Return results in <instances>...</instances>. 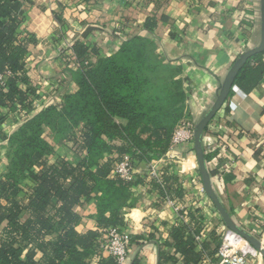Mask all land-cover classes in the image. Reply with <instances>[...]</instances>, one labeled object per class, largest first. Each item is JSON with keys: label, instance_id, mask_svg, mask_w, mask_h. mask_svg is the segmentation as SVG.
<instances>
[{"label": "trees", "instance_id": "1", "mask_svg": "<svg viewBox=\"0 0 264 264\" xmlns=\"http://www.w3.org/2000/svg\"><path fill=\"white\" fill-rule=\"evenodd\" d=\"M21 6V0H0V74H11L0 86V144L6 147L8 162L0 177V264H91L102 231L123 227L122 209L129 187L136 183L111 178L118 161L110 157L115 152L119 159L128 155L137 167L168 153L186 110L183 67L162 61L155 42L142 36L125 41L110 57L77 42L65 58L75 57L79 65L73 77L78 92L67 95L61 109L48 108L9 135L7 124L31 115L42 97L27 69L30 49L38 39L21 31L26 22L19 13ZM158 24L151 16L144 30L152 34ZM263 81L264 52L248 60L235 87L248 95ZM118 118L127 124H119ZM47 132L56 143L75 141L78 163L59 159L50 164L48 157L55 148L46 140ZM115 141L123 146H115ZM204 154L209 162L211 156ZM153 188L164 199L184 198L177 175L166 174L162 184L155 181ZM91 201L97 206L99 230L81 234L77 231L81 217L74 209ZM199 214V209H190V224L172 229V243L165 246L174 252L161 249L159 264H177L179 258L185 264L203 261L204 252L196 248L199 223L204 221ZM100 263L117 264L112 258ZM134 264L141 262L137 258Z\"/></svg>", "mask_w": 264, "mask_h": 264}, {"label": "crops", "instance_id": "2", "mask_svg": "<svg viewBox=\"0 0 264 264\" xmlns=\"http://www.w3.org/2000/svg\"><path fill=\"white\" fill-rule=\"evenodd\" d=\"M21 3L19 13L26 20L21 31L38 39L27 59L28 76L42 97L31 115L7 124L5 131L9 135L42 111L51 107L61 109L64 98L78 92L73 77L79 65L73 57L65 58L71 56V48L77 42L97 48L102 57H110L135 36L153 40L163 59L183 67L186 109L197 123L215 103L234 63L242 54L258 47L261 40L256 26L260 5L255 3V10L247 11L243 0H93L87 4L82 0H21ZM151 16L159 21L152 34L144 30ZM162 17H166L165 22ZM97 60L94 57L92 62ZM117 122L127 124L124 119L118 118ZM81 132L75 131L77 141ZM46 140L55 148V153L48 157L50 164L59 159L78 163L75 141L56 143L49 132ZM113 144L123 146L121 141ZM202 145L211 156L207 167L215 173L212 185L221 203L240 229L264 245V81L251 94L239 90L231 95L209 124ZM5 148L0 177L8 165ZM167 154L153 162L158 163L163 177L178 176L184 198L172 199L188 209H200L199 216L204 221L199 223L196 248L204 252V259L199 264H213L212 256L221 242L217 229L224 223L208 208L211 206L206 198L198 203L197 194H193L190 177L196 173L193 168L197 165L196 156L192 153L194 156L186 161L187 155L182 154L181 148L169 149ZM110 158L116 162L119 154L115 152ZM136 173V183L129 187V197L122 209L123 227L132 235L131 252L124 264H134L137 258L141 264H159L161 249L174 252L165 244L172 243L170 234L179 226V216L153 188L151 163L139 164ZM115 177L113 172L111 178ZM74 210L81 217L79 233L99 230L94 201ZM177 264L185 262L179 258ZM249 264H264V258H251Z\"/></svg>", "mask_w": 264, "mask_h": 264}, {"label": "built area", "instance_id": "3", "mask_svg": "<svg viewBox=\"0 0 264 264\" xmlns=\"http://www.w3.org/2000/svg\"><path fill=\"white\" fill-rule=\"evenodd\" d=\"M123 25V29L125 30L126 24ZM73 58V60L77 62L76 58ZM10 75V72H6L4 75L0 74V86H5V79ZM238 91L239 89L234 87L233 92L235 93ZM195 126L196 122L194 120L191 118H184L173 133L170 150L173 151L175 148L189 147L191 141L194 142ZM136 168L132 159L128 155H124L116 163L115 176L128 184H134L137 175ZM151 176L154 181L162 184L163 174L158 168L157 162H151ZM193 184L198 191H202L199 194L203 198L205 190L201 179L198 181L194 180ZM166 200L167 203L175 208L179 216V225L189 224V207L179 205L178 201L172 199V196H167ZM217 230H219L217 233L220 237L221 244L216 254V264H249L251 258L259 256V254H253L249 250L252 247L240 235L227 229L225 225H220ZM131 241L132 235L125 227H115L104 230L98 242L96 254L90 261L91 264H101L100 261L103 258H112L117 264H124L131 252Z\"/></svg>", "mask_w": 264, "mask_h": 264}, {"label": "water", "instance_id": "4", "mask_svg": "<svg viewBox=\"0 0 264 264\" xmlns=\"http://www.w3.org/2000/svg\"><path fill=\"white\" fill-rule=\"evenodd\" d=\"M260 12H261V40L258 47L249 50L242 54L238 60L234 63L230 69L227 77L225 78L217 99L205 116L196 124L194 130V151L196 154L198 169L201 176L202 184L207 197L212 201L216 210L218 211L224 225L227 229L240 235L256 252L261 254L264 258V245L255 237L240 229L232 220L231 216L221 203L212 185V177L207 167L205 160V154L203 150L202 140L209 124L214 120L220 110L223 108L225 103L233 94L235 87V79L239 74L240 70L246 65L248 60L257 54L264 52V0H260Z\"/></svg>", "mask_w": 264, "mask_h": 264}, {"label": "rangeland", "instance_id": "5", "mask_svg": "<svg viewBox=\"0 0 264 264\" xmlns=\"http://www.w3.org/2000/svg\"><path fill=\"white\" fill-rule=\"evenodd\" d=\"M255 3H259V5H260V0H243V4H244V8H245V6H246V10L248 11V10H255V8H254V5H255ZM250 6H252V7H250ZM250 13V12H249ZM248 20H250V19H248ZM256 26H258V34L261 32V16L259 17L258 16V18H257V21H256ZM156 54L159 56V57H161V60L162 61H166L165 59H163V57L156 51ZM167 62V61H166ZM168 63V62H167ZM177 65V64H176ZM184 118H191V116H190V114H189V112L187 111V109L184 111V115H183V119ZM182 119V120H183ZM192 119V118H191ZM181 120V121H182ZM193 120V119H192ZM198 123V122H197ZM196 123V124H197ZM3 148H4V146H2L1 144H0V164H2L3 163V161L5 160V155H4V150H3ZM176 150L177 149H180V148H175ZM181 152H182V154L183 153H186V155H187V157L186 158H184L186 161H188L187 160V158L189 157V156H196V154H195V151H194V142H192L191 141V145L189 146V147H187V148H181ZM194 155H193V154ZM191 154V155H190ZM167 155L168 154H166L165 155V157H167ZM165 157H163V158H165ZM197 159V158H196ZM180 160H181V158H180ZM195 167H193L194 169H195V171H196V173H194V177H190V180H191V182H192V188L194 189V192H193V194H197V202L198 203H200L201 201L203 202V198H206V200H208L209 201V203H210V206L211 207H208L209 209H212L213 210V212L214 213H216V215H218L219 217H220V215H219V213H218V211L216 210V208H215V206H214V204L212 203V201L207 197V195H206V193H204V197L202 198V196L199 194L200 192H202L201 190L200 191H195V185L193 184V180H200L201 179V176H200V173H199V170H198V162H197V165H194ZM201 182H202V180H201ZM200 210V209H199ZM203 211L205 212V208L203 209ZM205 214H207L206 212H205ZM221 218V217H220ZM259 256L261 257V255L259 254Z\"/></svg>", "mask_w": 264, "mask_h": 264}, {"label": "bare ground", "instance_id": "6", "mask_svg": "<svg viewBox=\"0 0 264 264\" xmlns=\"http://www.w3.org/2000/svg\"><path fill=\"white\" fill-rule=\"evenodd\" d=\"M253 254H255V252L253 250H251V248L249 249ZM257 254H260L258 252H256ZM261 255V254H260Z\"/></svg>", "mask_w": 264, "mask_h": 264}]
</instances>
